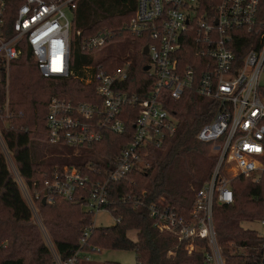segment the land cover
Masks as SVG:
<instances>
[{"label":"built area","instance_id":"2783aa9c","mask_svg":"<svg viewBox=\"0 0 264 264\" xmlns=\"http://www.w3.org/2000/svg\"><path fill=\"white\" fill-rule=\"evenodd\" d=\"M78 1L25 0L13 25V36L3 35L0 20V56L8 65L20 56L19 43L25 39L43 76L74 77L85 85L94 84L96 98L93 100L74 102L54 96L48 105L50 142L66 143L74 154H79L84 145L100 141L105 131L126 133L123 115L129 118L127 108L130 107H136L138 112L131 140L105 178L102 168L96 171L100 178L93 180L79 168L65 166L54 171L51 180L46 179L50 189V194L48 191L44 196L46 202L53 201L55 196L83 202L93 219L102 210L109 211L106 207L110 203L111 183L124 180L136 168H149L150 146L161 147L178 127L179 119L169 101L193 92L217 102L219 107L197 135L198 139L213 143L217 160L201 187L192 185L195 197L190 213L180 214L163 198L146 204L128 194L124 200H133L134 207L146 206L154 227L173 233L179 242L185 243L189 253L195 249L196 240H205L206 264H226L214 216L217 205L234 202L232 178L226 172L233 171L234 177L249 176L264 169V0H135L134 13L123 28L132 36L148 41L141 51L144 53L145 47L148 48L145 54L150 63L146 71L154 83L146 97L124 88L131 59L114 70L97 64L114 31L104 28L88 37H82L80 29L72 31ZM3 5L1 1L0 11ZM76 42L95 57L92 64L83 65L79 70L70 65ZM7 155L12 161L8 152ZM13 167L16 180L23 181L34 206L26 199L37 216L36 199L40 195L30 193ZM90 168L94 170L93 165ZM85 187L89 194L80 196V190ZM113 217L117 224L121 221V217ZM256 220L261 227L254 229L259 241L248 255V261L264 264V216ZM99 228L93 220L84 229L80 245L95 239ZM240 248V253L247 256V246ZM101 249L99 246L90 250L80 248L66 260L57 251L53 254L56 264H90L92 254ZM168 255L173 252L169 251Z\"/></svg>","mask_w":264,"mask_h":264},{"label":"trees","instance_id":"16d2710c","mask_svg":"<svg viewBox=\"0 0 264 264\" xmlns=\"http://www.w3.org/2000/svg\"><path fill=\"white\" fill-rule=\"evenodd\" d=\"M24 1L3 0L0 20L6 38L14 34L13 25ZM135 6V0H79L74 9L72 31L80 29L82 37L95 35L104 28L114 31L115 35L105 45L120 42L122 46L112 48L114 52L99 57L97 64L114 70L131 59L129 78L124 88L146 97L154 83L145 70L150 63L149 57L141 51L148 41L132 36L123 28L133 15ZM80 45L76 42L71 52L70 65L75 70L95 61L94 55L84 51ZM19 47L20 56L9 62L8 69L0 56V128L19 176L33 196L40 195L36 206L46 230L76 238V242L54 239L55 250L61 259H68L80 248L90 250L99 246L134 250L138 264H206L208 248L205 240H196L195 249L189 253L185 243L179 242L173 233L154 227L146 206L134 207L133 200L124 198L132 194L146 204L163 198L180 214L190 213L195 197L190 186L200 188L210 177L217 160L212 153L213 143L197 137L202 126L215 116L219 107L217 102L193 92H187L179 100H170V107L179 119L176 131L166 137L161 147L150 146L149 168H136L124 180L111 183L110 203L106 209L121 217L118 225H123L127 216L132 214L136 223L134 227L144 230L143 237L134 240L125 232H117L116 228L100 226L97 239L81 246L84 229L93 223V215L86 210L83 202L68 201L61 196L43 203L46 192L50 194L46 179L51 180L54 171L65 166L77 167L93 180L100 178L96 171L102 168L105 178L131 140L138 109L127 108L129 118L123 115L127 124L126 133L120 135L105 131L100 141L84 145L77 155L66 143L52 144L47 130L48 105L52 97L74 102L90 101L96 98L94 84L85 85L74 77H45L38 68L28 41L21 40ZM47 151H53L55 155L50 157ZM262 162L264 166V156ZM253 177H234L231 181L234 202L217 205L214 210L218 240L226 264H252L248 255L253 252L259 237L254 229L244 227L243 223L264 216V169L258 179ZM143 192H146L145 196ZM82 194H89L87 187L80 190V196ZM33 216L16 175L10 169L8 155L0 146V264H56L53 251ZM232 242L235 247L230 245ZM242 245L247 246V256L237 249ZM169 251L173 255H168ZM105 264L119 263L107 261Z\"/></svg>","mask_w":264,"mask_h":264},{"label":"rangeland","instance_id":"374dc122","mask_svg":"<svg viewBox=\"0 0 264 264\" xmlns=\"http://www.w3.org/2000/svg\"><path fill=\"white\" fill-rule=\"evenodd\" d=\"M0 2H1V0H0ZM121 46H122V43H120V42L118 44L116 42L109 43L103 47V52L101 53V55L102 56L106 55L110 51H113V50H111L112 48H115V47L120 48ZM118 50H120V49H118ZM97 57H99V56H97ZM8 67H9V65H7V69H8ZM8 85H9V75H7V86ZM7 99H8V97H7ZM8 100L6 102V106H7ZM0 146L3 149V151L7 154V148L5 146V142H4L2 133H1V128H0ZM49 146H51V145H49ZM212 151H213V149H212ZM212 153H214V152H212ZM47 155L52 157L55 155V152H53V151L48 152L47 151ZM75 155H77V154L75 153ZM9 166H10V169L13 171V169H14L13 166H15V164L14 163L12 164V161H10V160H9ZM261 171L262 170H257L254 173H252L250 176H254L253 177L254 179H258ZM226 173H227L228 177H230L232 179L234 178V176H231L233 171L226 172ZM18 181L21 185L23 193L25 194L26 198L30 202L31 206H34V204L32 203L33 201H31L27 191L25 190V186L23 184V181H21L20 179H18ZM190 189H192V186H190ZM192 191H193V189H192ZM33 218L35 219L36 223L39 225L41 232L43 234V237H44L46 243L48 244V246L53 251V253H55V251H56L54 244H53L54 239L76 242V238L72 235H67V234H64V233L58 232V231L48 232V230H46V228H45V225L43 224L42 217H41L40 213H38L37 216H33ZM93 220H95L96 224L99 226L113 227V228H116L117 232H125L126 236H128L134 240H138L141 237H143V235H144V230H138L134 227V225L136 223L134 222V217L132 214L127 216L125 223L123 225H118L116 223V220L113 217V215L107 210H102L98 216L94 217ZM116 225H118V226L115 227ZM243 225L246 228H252V229L261 228L259 225V222L256 219L254 221H251V222H244ZM98 233H96L95 239H97ZM230 245L232 247L236 246L234 244V242H232ZM237 249H238V251H241V248L238 247ZM237 249H236V251H237ZM92 257H93V260H92L93 263H91V264H105L107 261L118 262L119 264H138L137 258H136V253L134 250L102 248L100 251L92 254Z\"/></svg>","mask_w":264,"mask_h":264},{"label":"water","instance_id":"95a60500","mask_svg":"<svg viewBox=\"0 0 264 264\" xmlns=\"http://www.w3.org/2000/svg\"><path fill=\"white\" fill-rule=\"evenodd\" d=\"M148 52V48L147 47H145V49H144V53H147ZM149 69V66L147 65L146 67H145V70H148ZM46 202V197H44V199H43V203H45Z\"/></svg>","mask_w":264,"mask_h":264},{"label":"crops","instance_id":"0c3cea01","mask_svg":"<svg viewBox=\"0 0 264 264\" xmlns=\"http://www.w3.org/2000/svg\"><path fill=\"white\" fill-rule=\"evenodd\" d=\"M1 1H3V0H1ZM0 4H1V2H0ZM91 263H93V261Z\"/></svg>","mask_w":264,"mask_h":264}]
</instances>
